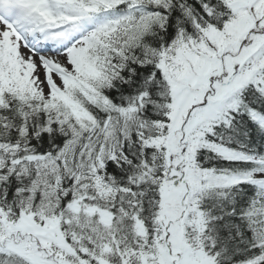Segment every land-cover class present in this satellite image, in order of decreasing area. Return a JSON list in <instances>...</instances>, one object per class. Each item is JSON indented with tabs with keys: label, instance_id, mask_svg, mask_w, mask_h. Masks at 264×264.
I'll use <instances>...</instances> for the list:
<instances>
[{
	"label": "snow or ice",
	"instance_id": "obj_1",
	"mask_svg": "<svg viewBox=\"0 0 264 264\" xmlns=\"http://www.w3.org/2000/svg\"><path fill=\"white\" fill-rule=\"evenodd\" d=\"M0 264H264V0H0Z\"/></svg>",
	"mask_w": 264,
	"mask_h": 264
}]
</instances>
